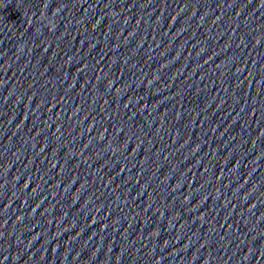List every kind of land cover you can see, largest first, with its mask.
<instances>
[{"label": "water", "instance_id": "1", "mask_svg": "<svg viewBox=\"0 0 264 264\" xmlns=\"http://www.w3.org/2000/svg\"><path fill=\"white\" fill-rule=\"evenodd\" d=\"M0 264H264V0H0Z\"/></svg>", "mask_w": 264, "mask_h": 264}]
</instances>
